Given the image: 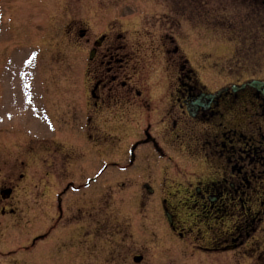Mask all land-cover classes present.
<instances>
[{"label": "rangeland", "instance_id": "1", "mask_svg": "<svg viewBox=\"0 0 264 264\" xmlns=\"http://www.w3.org/2000/svg\"><path fill=\"white\" fill-rule=\"evenodd\" d=\"M82 29L91 39L122 32L126 41L145 45L171 35L214 84L264 80V5L255 0H0V188L14 165L24 173L6 201L22 211L20 232L13 218L12 224H0V264H136L134 253L143 255L140 264H264V218L252 245L257 250L249 249L247 256L193 252L172 234L160 192L151 195L142 186L149 181L158 188L162 178L158 167L149 174L150 160L130 170L108 166L97 177L94 170L70 166L63 176L41 169L39 155L56 151L62 158L73 147L72 153L99 152L78 133V124L79 135L68 133L69 90L78 83L82 89L83 75L70 64L80 67L89 45ZM107 132L123 140L101 150L104 161H125L136 129L120 125ZM89 178L94 179L87 187ZM42 216L55 228L29 248L38 232L51 227L36 224Z\"/></svg>", "mask_w": 264, "mask_h": 264}, {"label": "flooded vegetation", "instance_id": "2", "mask_svg": "<svg viewBox=\"0 0 264 264\" xmlns=\"http://www.w3.org/2000/svg\"><path fill=\"white\" fill-rule=\"evenodd\" d=\"M81 37L89 45L86 61L80 67L70 64L82 68L83 75L82 89L78 83L69 90L68 133L73 138L85 133L87 143L100 153H72L73 147L62 158L56 151L39 155L41 169L47 166V175L63 176L70 166L83 173L94 170L97 177L108 166L130 170L150 160L149 174L158 167L162 178L158 188L149 181L142 186L145 190L150 185L151 195L160 192L159 203L172 234L208 255L236 251L244 255L256 249L255 233L264 218V86L248 84V78L223 85L206 80L200 63L185 56L171 35L156 45L126 41L122 32H103L91 39L82 29ZM120 125L136 129L129 139L128 157L120 163L105 162L101 150L123 140L107 128ZM23 177L16 165L6 175L0 188V214L18 215L17 206L6 201ZM90 183L85 182L87 187ZM57 201L62 217L59 194ZM9 218H0V224ZM38 221L44 225L43 216ZM55 224L32 243L44 240Z\"/></svg>", "mask_w": 264, "mask_h": 264}, {"label": "water", "instance_id": "3", "mask_svg": "<svg viewBox=\"0 0 264 264\" xmlns=\"http://www.w3.org/2000/svg\"><path fill=\"white\" fill-rule=\"evenodd\" d=\"M257 82H261V81L254 80L251 83L254 84V83H257ZM261 83H263V82H261Z\"/></svg>", "mask_w": 264, "mask_h": 264}, {"label": "snow or ice", "instance_id": "4", "mask_svg": "<svg viewBox=\"0 0 264 264\" xmlns=\"http://www.w3.org/2000/svg\"><path fill=\"white\" fill-rule=\"evenodd\" d=\"M33 55H35V54H33ZM30 62V61H29Z\"/></svg>", "mask_w": 264, "mask_h": 264}]
</instances>
